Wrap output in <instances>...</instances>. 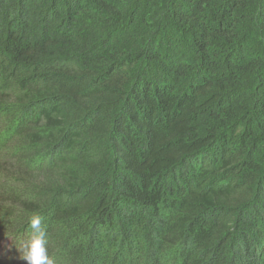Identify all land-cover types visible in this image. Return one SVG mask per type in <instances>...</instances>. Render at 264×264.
<instances>
[{"label":"trees","instance_id":"1","mask_svg":"<svg viewBox=\"0 0 264 264\" xmlns=\"http://www.w3.org/2000/svg\"><path fill=\"white\" fill-rule=\"evenodd\" d=\"M264 264V0H0V248L27 264Z\"/></svg>","mask_w":264,"mask_h":264},{"label":"clouds","instance_id":"2","mask_svg":"<svg viewBox=\"0 0 264 264\" xmlns=\"http://www.w3.org/2000/svg\"><path fill=\"white\" fill-rule=\"evenodd\" d=\"M33 230L28 244V251L24 257L27 264H53L48 254V240L46 230L42 227V217L33 216L30 222Z\"/></svg>","mask_w":264,"mask_h":264},{"label":"rangeland","instance_id":"3","mask_svg":"<svg viewBox=\"0 0 264 264\" xmlns=\"http://www.w3.org/2000/svg\"><path fill=\"white\" fill-rule=\"evenodd\" d=\"M0 254L4 257V258H9L13 256V253L11 251V247H10V240L6 239L3 241L2 246L0 248Z\"/></svg>","mask_w":264,"mask_h":264}]
</instances>
